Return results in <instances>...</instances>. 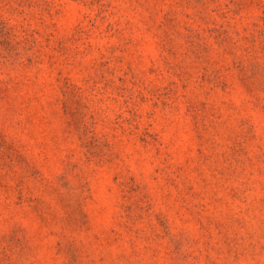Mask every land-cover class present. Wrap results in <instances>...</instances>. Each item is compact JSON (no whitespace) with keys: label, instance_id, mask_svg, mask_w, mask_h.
Wrapping results in <instances>:
<instances>
[{"label":"rangeland","instance_id":"obj_1","mask_svg":"<svg viewBox=\"0 0 264 264\" xmlns=\"http://www.w3.org/2000/svg\"><path fill=\"white\" fill-rule=\"evenodd\" d=\"M0 264H264V0H0Z\"/></svg>","mask_w":264,"mask_h":264}]
</instances>
